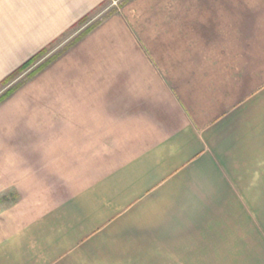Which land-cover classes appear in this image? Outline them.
Here are the masks:
<instances>
[{
	"label": "crops",
	"instance_id": "obj_1",
	"mask_svg": "<svg viewBox=\"0 0 264 264\" xmlns=\"http://www.w3.org/2000/svg\"><path fill=\"white\" fill-rule=\"evenodd\" d=\"M101 1L0 0V80ZM131 4L0 111V264H264V0Z\"/></svg>",
	"mask_w": 264,
	"mask_h": 264
},
{
	"label": "rangeland",
	"instance_id": "obj_2",
	"mask_svg": "<svg viewBox=\"0 0 264 264\" xmlns=\"http://www.w3.org/2000/svg\"><path fill=\"white\" fill-rule=\"evenodd\" d=\"M131 3L132 0H102L85 14L88 15V18L84 22L64 28L55 37H53L55 38L54 40L51 42L48 41L49 43H45L46 45L44 44V47L47 46L46 52L42 54L32 66H30L27 70L20 72L7 84L0 85V94H2L6 89L22 82L21 86L0 102V111L3 109L4 112L11 111L10 115H12V112L19 108L21 109V124L23 123L28 125L29 120H32L35 115L42 111L50 110L51 107L55 105L53 102H56L58 97L64 95L67 83H69V78L81 76L80 69L71 67L70 63L75 61V59H67V55L71 54L74 47H79L81 45V41L85 38L84 36L88 35L90 30L79 40L74 42L72 41L83 30L93 25V27H95L114 13H128L131 10ZM1 9L2 7L0 6V11ZM2 13L5 15L4 7L2 9ZM7 13H9L10 30L12 33L15 34L16 32H21V21L13 19V16L16 14H20L21 18V7L18 9L16 5H10ZM93 27L91 30L95 29ZM32 53H21V60L25 61L34 54ZM54 54L56 57L49 64L34 73L31 77L28 76L34 68H36L39 64L44 63L46 59L51 58ZM13 152L14 151H11V155H16V153ZM38 169L39 166L37 167L34 165V162L32 161L26 166V174L30 175L28 177H33L34 174L39 173ZM6 196L7 198L3 201L5 203L13 202L14 205H17L20 198H22L20 197L21 193H19L16 188H12L10 193Z\"/></svg>",
	"mask_w": 264,
	"mask_h": 264
},
{
	"label": "trees",
	"instance_id": "obj_3",
	"mask_svg": "<svg viewBox=\"0 0 264 264\" xmlns=\"http://www.w3.org/2000/svg\"><path fill=\"white\" fill-rule=\"evenodd\" d=\"M88 18V15H84L81 18L77 20L73 25L77 23H82ZM72 25V26H73ZM94 26V25H93ZM93 26H90L89 28H86L83 30L72 42L79 40L83 35H85L89 30L92 29ZM47 46L41 48L39 51L34 53L32 56H30L28 59H26L24 62H22L20 65H18L15 69H13L10 73H8L5 77H3L0 80V85L7 84L9 81H11L13 78H15L20 72H23L27 70L30 66H32L35 61L46 52ZM56 55L54 54L51 58H48L45 60L44 63L39 64L36 68H34L28 76H32L34 73L38 72L40 69H42L44 66L49 64ZM22 82L19 84H16L14 86H11L10 88L6 89L2 94H0V102L7 98L10 94H12L19 86H21Z\"/></svg>",
	"mask_w": 264,
	"mask_h": 264
}]
</instances>
